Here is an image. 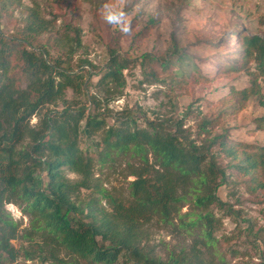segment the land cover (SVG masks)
Here are the masks:
<instances>
[{
  "label": "trees",
  "instance_id": "1",
  "mask_svg": "<svg viewBox=\"0 0 264 264\" xmlns=\"http://www.w3.org/2000/svg\"><path fill=\"white\" fill-rule=\"evenodd\" d=\"M21 1L5 2L14 9ZM24 11L21 35L7 38L0 33V264H10L19 257L58 260L59 251L69 257L67 264H79L78 259L87 264H112L121 252L128 255L131 264H186L184 258L170 256L162 261L144 253L139 247V222L154 216L169 222L178 204L190 196L198 212L186 225L199 226L208 245L214 240L216 222L209 208L221 209L224 205L216 193L228 181L227 172L238 178L247 193L264 189V143L239 140L224 130L211 135L223 126L221 113L201 119L199 128L207 137L200 138V142L185 135L181 121H159L150 123L149 128H139L132 126L131 117H126L118 120L117 126L106 127L100 114L85 115L86 102L78 105L79 99L65 97L70 89L76 98L95 102L86 92L93 75L90 69L73 72L82 65L93 67L87 59L74 60L80 29L72 23L62 24L64 35L58 39L65 38L63 44L69 47L60 48L61 56H52L50 48L57 47L58 39L48 45L41 37L48 34L49 38L57 32L53 21L45 19L50 13L41 12L37 4ZM149 25L131 33L132 42L140 44L148 35ZM232 35L240 46L238 56L219 76L240 72L250 76L248 86L230 88L225 98L224 102L232 101L228 115L235 117L252 96L262 95L258 79L264 80V37L239 29ZM170 50L172 54L177 52L175 47ZM117 52L110 50L99 82L122 92L126 85L124 72L130 68L131 59ZM143 57L150 58L148 54ZM176 59L181 61L182 57ZM160 64L161 71L173 70L166 59ZM175 73L182 74L177 70ZM152 77L157 80L155 74ZM200 77L197 73L193 80ZM260 104L264 106V100ZM48 105L60 109H49L37 126H31V116ZM257 126L264 131V115L258 118ZM100 130V141L89 144L91 151L80 146L84 138L91 139ZM120 155L137 156L141 162L131 171L135 178L128 184L127 203L108 194L94 179L95 157L104 163ZM218 155L224 157L222 163ZM65 169L78 179H68ZM82 190L97 192L101 197L80 200ZM100 199L106 200L109 210L100 206ZM6 203L22 207L29 218L28 228L19 229L18 222L5 211ZM247 222L250 235L259 236L261 229L256 233L252 230L254 224ZM14 239L35 242L37 247H15L11 242Z\"/></svg>",
  "mask_w": 264,
  "mask_h": 264
},
{
  "label": "rangeland",
  "instance_id": "2",
  "mask_svg": "<svg viewBox=\"0 0 264 264\" xmlns=\"http://www.w3.org/2000/svg\"><path fill=\"white\" fill-rule=\"evenodd\" d=\"M5 1L0 0V33L7 38L21 35L26 17L24 10L36 4L41 12L50 13L45 14V19L53 21L57 28L49 38L48 34L41 36L46 44L64 35L62 24L72 23L80 29V44L73 50L74 60L87 59L93 67L82 65L73 72L78 73L80 68L90 69L93 75L86 92L95 102L90 103L91 99L87 101L82 96L76 98L70 89L66 90L65 97L79 99L76 100L80 101L78 105L86 102L85 115L87 112L100 114L106 127L117 126L118 120L126 117H131L132 126L139 128H149L153 122L181 121L185 135L200 142V138L207 137L199 128L201 119L221 113L223 126L211 135L224 130L239 140L264 143V131L257 126L258 118L264 115V106L260 104L264 100V80L258 79L260 98L252 96L246 107L231 117L228 114L232 101L224 102L225 98L230 88L240 90L248 86L250 76L245 72L219 76L238 56L240 46L232 35L234 30L264 37V0H22L14 9ZM146 25H149L147 37L140 44L132 42L131 33ZM63 40L66 39H58V48H50L52 56H61L60 48L68 50ZM171 47L177 52L172 54ZM112 49L131 59L130 68L124 72L126 85L122 92L99 82ZM145 54L150 58L144 59ZM177 56L182 60L177 61ZM163 59L171 62L173 70L161 71ZM175 70L182 74H176ZM197 73L202 77L194 81ZM57 108L55 105L43 107L31 116L29 124L37 126L45 112ZM102 134L100 130L91 139L84 138L80 146L91 151L93 147L89 144L100 141ZM148 157L152 162L150 154ZM217 158L219 163L223 162V156ZM94 165L95 181L108 194L127 203L128 184L135 178L131 171L141 166L139 158L120 155L100 163L95 157ZM64 172L68 179H78L67 169ZM227 173H230L228 181L216 193L224 205L221 209L209 208L216 218L212 232L214 240L205 244L200 227L186 225L198 212L188 196L178 204V211L171 214L169 222L156 216L139 222L140 249L162 261L170 256L184 258L186 264H264V189L256 194L247 193L238 178ZM94 196L101 197L97 192L82 190L79 198L87 201ZM99 204L110 209L105 199H100ZM4 209L18 222L20 230L29 227V218L17 203H6ZM247 219L254 224L253 231L257 233L261 229L259 236L250 235ZM11 242L15 247H37L35 242L25 240ZM56 255L58 260L29 261L19 257L10 264H67L69 261L63 251ZM77 262L87 264L86 260L78 259ZM112 264L131 262L128 255L121 252Z\"/></svg>",
  "mask_w": 264,
  "mask_h": 264
}]
</instances>
